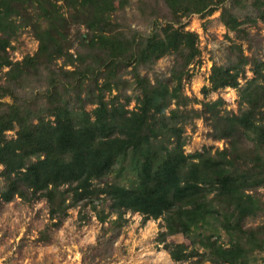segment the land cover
Instances as JSON below:
<instances>
[{"label": "trees", "instance_id": "16d2710c", "mask_svg": "<svg viewBox=\"0 0 264 264\" xmlns=\"http://www.w3.org/2000/svg\"><path fill=\"white\" fill-rule=\"evenodd\" d=\"M219 9L241 42L213 63L199 100L184 91L201 55L187 23ZM259 20L264 0H0V204L45 199L57 227L89 205L115 233L139 213L163 221L176 262L264 264V59L244 48ZM26 28L37 49L14 59ZM227 87L237 112L206 99ZM195 118L223 148L186 152Z\"/></svg>", "mask_w": 264, "mask_h": 264}, {"label": "rangeland", "instance_id": "374dc122", "mask_svg": "<svg viewBox=\"0 0 264 264\" xmlns=\"http://www.w3.org/2000/svg\"><path fill=\"white\" fill-rule=\"evenodd\" d=\"M130 10L131 21L142 27L135 20V12ZM221 10L211 15H193L187 23V28L199 34L201 55L190 65L192 78L185 83L184 91L190 97L204 99L203 87L209 85L208 77L214 62L226 64L229 46L241 42L234 32L228 31L220 19ZM134 16V17H133ZM82 29V28H81ZM252 33V42L244 41L246 54H255L264 59V20H259L256 26L248 28ZM15 49L11 51L14 59H21L37 49L38 41L29 28L22 30L14 42ZM174 56L161 58L155 72L166 74L173 64ZM253 75L250 66L240 79L244 85ZM153 77V73L151 74ZM225 100L223 108L237 112L239 108V93L236 88L227 87L207 96V100ZM9 100V99H7ZM134 106V102L130 108ZM191 106L201 108V103ZM93 106H88L91 109ZM190 107V106H189ZM186 127L188 138L185 150L193 153L212 147L213 150L223 148L224 140L211 135L212 129L204 118L193 119ZM9 131V135H14ZM1 168V166H0ZM4 182L0 178V185ZM260 191L264 195V188ZM128 221L115 233L110 223H101L91 206H78L69 210L68 216L59 227L54 226L49 217L45 199L24 201L15 197L12 201L0 204V264H196L193 262H176L164 244L159 241V233L164 230L161 219L143 220L139 213L129 212ZM46 234L45 238L42 236ZM51 239L49 242L46 238ZM168 242H181L186 239L181 235L170 236ZM204 264H213L209 261Z\"/></svg>", "mask_w": 264, "mask_h": 264}]
</instances>
